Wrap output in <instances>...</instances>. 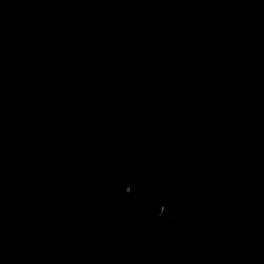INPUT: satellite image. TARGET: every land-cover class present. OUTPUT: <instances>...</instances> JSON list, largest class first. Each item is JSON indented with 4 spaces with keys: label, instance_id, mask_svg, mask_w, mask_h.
<instances>
[{
    "label": "water",
    "instance_id": "obj_1",
    "mask_svg": "<svg viewBox=\"0 0 264 264\" xmlns=\"http://www.w3.org/2000/svg\"><path fill=\"white\" fill-rule=\"evenodd\" d=\"M0 264H264V0H0Z\"/></svg>",
    "mask_w": 264,
    "mask_h": 264
}]
</instances>
